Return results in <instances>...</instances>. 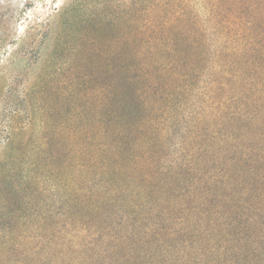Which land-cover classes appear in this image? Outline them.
Listing matches in <instances>:
<instances>
[{"label": "trees", "instance_id": "trees-1", "mask_svg": "<svg viewBox=\"0 0 264 264\" xmlns=\"http://www.w3.org/2000/svg\"><path fill=\"white\" fill-rule=\"evenodd\" d=\"M236 3L220 47L49 80V119L0 154V264H264V0Z\"/></svg>", "mask_w": 264, "mask_h": 264}, {"label": "rangeland", "instance_id": "rangeland-1", "mask_svg": "<svg viewBox=\"0 0 264 264\" xmlns=\"http://www.w3.org/2000/svg\"><path fill=\"white\" fill-rule=\"evenodd\" d=\"M236 2L0 0V154L8 139L31 135L32 116L37 123L49 119V109L60 95L49 80L56 73L70 75L73 61L109 63L154 55L134 52V44L220 47L229 40L233 25L229 10L241 9ZM74 21L77 24L69 34ZM213 52L209 50L210 56ZM191 53L176 52V56L194 57ZM91 70L88 65L81 73ZM66 89L63 85L60 92ZM184 110L188 109L182 107L180 115Z\"/></svg>", "mask_w": 264, "mask_h": 264}]
</instances>
